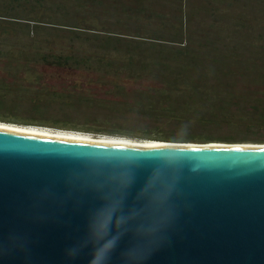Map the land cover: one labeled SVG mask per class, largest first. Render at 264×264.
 I'll use <instances>...</instances> for the list:
<instances>
[{"label": "rangeland", "instance_id": "374dc122", "mask_svg": "<svg viewBox=\"0 0 264 264\" xmlns=\"http://www.w3.org/2000/svg\"><path fill=\"white\" fill-rule=\"evenodd\" d=\"M214 1L216 16L196 12L217 35L187 40L186 51L155 31L179 24L167 17L175 0H0V12L39 23L31 51L68 55L50 63L25 47L0 50V120L18 123L0 122L133 142L264 144V0ZM9 25L13 40L30 37ZM109 30L131 31L113 33L134 46L100 47Z\"/></svg>", "mask_w": 264, "mask_h": 264}, {"label": "water", "instance_id": "95a60500", "mask_svg": "<svg viewBox=\"0 0 264 264\" xmlns=\"http://www.w3.org/2000/svg\"><path fill=\"white\" fill-rule=\"evenodd\" d=\"M0 264H264V144L0 128Z\"/></svg>", "mask_w": 264, "mask_h": 264}, {"label": "trees", "instance_id": "16d2710c", "mask_svg": "<svg viewBox=\"0 0 264 264\" xmlns=\"http://www.w3.org/2000/svg\"><path fill=\"white\" fill-rule=\"evenodd\" d=\"M176 2H178V8H176V10H171L167 17L170 18H178L179 19V24H177V26H173L172 24H166L167 26L170 27H166L164 29V27L160 28V29H156L155 31L156 34H160L161 37L166 38L167 36H169L170 38H167L165 41L170 44L168 41H171V44H177L180 45L181 48L186 49L185 47H187V44L185 43L187 40L188 41H193L196 42L197 44H199L201 41H209L210 37L207 36L206 34L209 33V30L213 31L214 35L216 33L217 35V31H216V27L214 26L213 22L207 25H203L200 24L198 19L201 17V14L196 12V10H203V14L206 16H216L217 15V5H219V3H217L216 1L212 0L211 2L208 3H204V0H199L200 1V5L194 3V1L191 0H175ZM176 12V16H173V13ZM229 19L231 22L233 19L232 14H229ZM31 21H27V20H21L19 19L18 16H15L11 13H6V12H0V50H4L7 49L8 47H13L15 51H19L20 48L22 49L23 47H25V52L26 54H30L31 56H34L35 60H39V55L40 58L43 61H47L50 63H55L57 62V60H62L65 59V57H67V53H53L49 50L47 51H31V46L30 44H34L35 43V37L39 28V23L33 19H30ZM178 21V20H177ZM204 23V22H203ZM9 24H13L15 29L14 30H20V27L24 30H28L29 33V38L27 39V41L22 42L19 41L18 39L15 41L12 39L10 32V25ZM171 29L176 30L175 32H170ZM231 31L233 34H235L238 30L235 29L233 30H229ZM116 35H120L123 37H129L126 35L125 31L124 32H116L113 30H109L105 35H109L106 36V38H101V40L99 41V46L102 47L104 46L105 50L107 47H109L110 49H116L117 44L123 43V44H129V46H134L133 43L129 42V41H125V40H121L122 38H118ZM103 37V36H100ZM105 37V36H104ZM155 39H157L156 37H154ZM160 40V39H159ZM162 41V40H160ZM186 51H189L188 49H186ZM181 57V50L178 51ZM66 62V60H65ZM0 121H5V120H0ZM5 122H17L18 121H5Z\"/></svg>", "mask_w": 264, "mask_h": 264}, {"label": "bare ground", "instance_id": "6f19581e", "mask_svg": "<svg viewBox=\"0 0 264 264\" xmlns=\"http://www.w3.org/2000/svg\"><path fill=\"white\" fill-rule=\"evenodd\" d=\"M0 128H9L11 130H16V131H20V132H24V133H29V134H36V135H44V136H54V137H59V138H66V139H73V140H89V139H93L95 141H98V142H110V143H120V144H125V143H132V144H142V145H154V144H162L166 141H155V140H151V141H146V142H133L130 141V140H124V139H120L119 138H91V137H86V136H83V135H79V134H76V133H70V132H61L60 133H54L53 131L52 132H49V131H46L45 130H42L36 126H21L19 124H10V123H3V122H0Z\"/></svg>", "mask_w": 264, "mask_h": 264}, {"label": "crops", "instance_id": "0c3cea01", "mask_svg": "<svg viewBox=\"0 0 264 264\" xmlns=\"http://www.w3.org/2000/svg\"><path fill=\"white\" fill-rule=\"evenodd\" d=\"M125 33H126V35L129 36V37L133 35V33H132L131 31H125ZM172 33H173V32H172Z\"/></svg>", "mask_w": 264, "mask_h": 264}]
</instances>
